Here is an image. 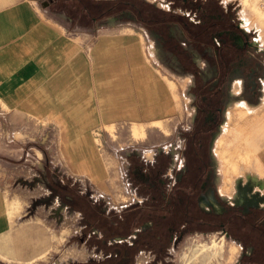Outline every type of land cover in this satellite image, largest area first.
Wrapping results in <instances>:
<instances>
[{
	"label": "rangeland",
	"instance_id": "1",
	"mask_svg": "<svg viewBox=\"0 0 264 264\" xmlns=\"http://www.w3.org/2000/svg\"><path fill=\"white\" fill-rule=\"evenodd\" d=\"M263 1L110 0L114 12L132 4L143 16L180 20L190 29L189 56L177 34L164 37L167 63L159 52V70L173 91L175 116L110 126L117 148L108 186L70 184L68 176L52 169L49 154L27 144L20 145L19 152L7 149L0 121V264H264V239L241 219L231 223L226 218L230 212L264 226L263 207L215 204L218 220L208 226L200 223L204 213L195 201L206 185L207 190L214 186L215 147L230 151L244 137L243 130L253 132L255 117L264 123L263 112L255 110L264 108ZM234 68L241 82L229 95L235 116L230 127L244 129L229 127L215 141L214 133L209 138L215 123L206 112L219 108L212 111L213 120L223 118L226 82ZM202 103L206 112L197 114L194 104ZM246 147L237 173L225 172L218 157L223 187L255 163L260 146L251 138ZM233 184L232 195L243 202L246 188ZM207 195L200 200L203 206L212 199ZM225 220L229 228L216 227ZM211 236L224 241L220 256L211 258L206 251L191 259L194 245ZM229 246L236 248L234 256H229Z\"/></svg>",
	"mask_w": 264,
	"mask_h": 264
},
{
	"label": "crops",
	"instance_id": "2",
	"mask_svg": "<svg viewBox=\"0 0 264 264\" xmlns=\"http://www.w3.org/2000/svg\"><path fill=\"white\" fill-rule=\"evenodd\" d=\"M111 4L110 0H0V121L5 126L7 149L19 152L20 145L27 144L49 154L52 169L68 176L72 185H110V164L117 148L109 133L111 125L175 116L173 91L159 70V52L164 62V37L172 39L176 34L188 56L191 51V35L182 21L143 16L132 4L114 12ZM124 14L130 16H120ZM237 80L241 82L235 68L226 82L228 97L219 122L213 120L216 114L212 112L219 108L206 112L205 104H194L197 114L209 113L215 123L209 134L211 138L214 133L215 141L219 132L229 129H224L226 109ZM255 110L264 114V108ZM260 120L255 117L253 132L243 130V139L232 147L247 152L252 138L261 149L255 163L243 167L232 179L237 189L246 188L243 202L225 192L215 154L214 186L207 190L206 185L195 199L204 213L203 224L217 222L214 214L220 212L215 204L264 208V123ZM208 193L212 199L203 206L200 198H208ZM241 217L230 212L226 216L231 223L241 219L244 227L264 239L263 225ZM228 220L216 227L229 228L225 225ZM232 247H228L229 256L236 254ZM250 249H254L252 243Z\"/></svg>",
	"mask_w": 264,
	"mask_h": 264
},
{
	"label": "bare ground",
	"instance_id": "3",
	"mask_svg": "<svg viewBox=\"0 0 264 264\" xmlns=\"http://www.w3.org/2000/svg\"><path fill=\"white\" fill-rule=\"evenodd\" d=\"M248 0H243V2H246ZM263 6H264V1H263ZM261 11V10H260ZM258 13H260L258 11ZM261 13H263L261 11ZM237 39L239 42H241V37L240 35L237 36ZM263 39V38H261ZM264 42V39H263ZM252 44V42H250ZM262 43V42H261ZM262 46V44H261ZM239 84L238 80L234 82L233 84V88ZM235 107V106H234ZM239 108V107H238ZM234 109V108H233ZM237 110V109H236ZM263 110V109H262ZM234 116V113L231 110V107L226 109V117H227V122L224 125V129L227 130L230 126V122L232 120ZM235 117V116H234ZM234 125V124H233ZM132 126V125H131ZM133 129V128H132ZM137 130L133 129V133H135ZM224 131V130H223ZM239 144V143H238ZM237 144V146H238ZM244 144V143H243ZM219 145L218 143L216 144V146ZM242 145V144H241ZM240 145V146H241ZM243 146V145H242ZM219 148L217 149V147H215V154L222 160V162L224 163L225 166V172H232L236 170V167L239 166V160L241 159V154L243 151H241L238 147H234L232 148L230 151H225L223 150L220 146H218ZM242 148V147H241ZM243 154H246L245 152H243ZM149 155V154H148ZM260 166V165H259ZM264 169V168H262ZM237 173V172H236ZM245 173V172H243ZM226 174V173H225ZM233 175V174H232ZM224 179V178H223ZM225 180V179H224ZM222 188V187H221ZM226 189V193L230 194L233 186H232V182L229 184V187L224 188ZM223 244L224 241L223 240H219L216 241L214 236L210 237V240L207 242H200L197 243L196 245H194V247H196V250H194L192 253H190L189 257L191 259L196 258L198 255H204V253L206 251H209L211 253V258L219 255L221 253V251L223 250ZM235 247H232V250H234ZM220 256V255H219ZM208 261V260H207ZM209 263V262H208ZM219 264V263H218Z\"/></svg>",
	"mask_w": 264,
	"mask_h": 264
},
{
	"label": "trees",
	"instance_id": "4",
	"mask_svg": "<svg viewBox=\"0 0 264 264\" xmlns=\"http://www.w3.org/2000/svg\"><path fill=\"white\" fill-rule=\"evenodd\" d=\"M186 28H187L188 32L190 33V35H191L190 29H189L188 27H186ZM233 28H234L236 31L240 32V29H238V27L234 26ZM193 34L195 35V33H193ZM185 217H187V216H185ZM187 220H189V219H187ZM202 221H203V218H200V223L203 224ZM208 226H209V224H208Z\"/></svg>",
	"mask_w": 264,
	"mask_h": 264
},
{
	"label": "flooded vegetation",
	"instance_id": "5",
	"mask_svg": "<svg viewBox=\"0 0 264 264\" xmlns=\"http://www.w3.org/2000/svg\"><path fill=\"white\" fill-rule=\"evenodd\" d=\"M237 36H238V34H236ZM239 42V41H238ZM240 43V42H239ZM233 71H235V68L233 69ZM227 80H228V78H227ZM222 117H223V114H222ZM223 119V118H222ZM222 122V121H221ZM234 186V185H233ZM233 191H234V187H233ZM231 195L233 194V192L232 193H230ZM204 197V196H203ZM202 197V198H203ZM202 198H200V200L202 199Z\"/></svg>",
	"mask_w": 264,
	"mask_h": 264
}]
</instances>
